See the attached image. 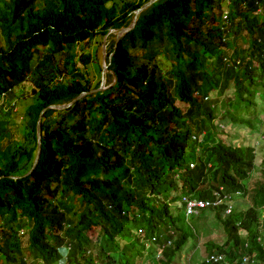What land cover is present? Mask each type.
I'll return each mask as SVG.
<instances>
[{
	"label": "trees",
	"instance_id": "16d2710c",
	"mask_svg": "<svg viewBox=\"0 0 264 264\" xmlns=\"http://www.w3.org/2000/svg\"><path fill=\"white\" fill-rule=\"evenodd\" d=\"M149 1L0 0V102L32 87L20 138H7L3 121L14 109L0 105L2 264H29L31 252L41 264H61L63 248L69 264H171L191 238L171 204L214 200L220 188H247L251 200L229 217L216 209L233 243L228 260L264 264V161L249 181L255 147L217 133L209 95L231 92L222 121L250 125L244 116L264 100V0H159L140 13L108 53L116 84L42 115L32 170L42 111L101 85L102 63L90 78L83 69L94 57L80 45L103 41Z\"/></svg>",
	"mask_w": 264,
	"mask_h": 264
},
{
	"label": "rangeland",
	"instance_id": "374dc122",
	"mask_svg": "<svg viewBox=\"0 0 264 264\" xmlns=\"http://www.w3.org/2000/svg\"><path fill=\"white\" fill-rule=\"evenodd\" d=\"M230 1V0H229ZM228 1V2H229ZM227 5L225 2L224 5V10H227ZM117 36V31H111L110 34L107 36V38L103 39V41H100L101 39L99 38L98 40H93L88 43L81 44L78 51L79 53H91L92 56L94 57V62L93 64L89 65L88 67L84 68L81 66L83 70H87L90 73V78H95L96 76V64L98 62H103V55L104 51L109 53L111 50V46L113 42L115 41ZM1 40V38H0ZM105 41V42H104ZM1 42V41H0ZM246 48L247 44L242 42V46ZM233 51L229 52L232 53ZM220 57H226V53L224 52L222 56ZM214 59L211 58L209 59V64L212 65L211 68L209 69L210 73L213 72V66L214 64L212 63ZM111 73H107L105 76L106 83L105 86L107 88L105 89L106 91L110 90V87L116 84V77H110ZM22 89L21 92L17 91L16 96H19V99H13L12 101L8 102L7 100L3 99L0 102V105L3 104L4 107L6 108V105H12L14 109V113L11 114L10 116H7L3 123H4V128H6V135L7 138H12L15 134L17 138H20V127H21V122H22V115L24 112V108L28 104L29 100H25L26 97H30L32 87L28 83L22 84L20 87ZM232 93L227 92L226 94H221L219 90H211L210 92V98L214 99L217 101V126L220 124L223 126V129H220V126L217 130L218 134H222L223 132L232 133L233 138H229L228 140L234 141V143H243L246 146H253L257 147L255 149V170L252 173V180H257L259 176V170H260V164L264 161V108L263 112H260V106L262 103H264V100L261 102L260 100L257 101V107L253 106L250 110L249 115L244 116V120L250 125L248 127L242 126L241 128H235L231 127L230 123L228 121H222L223 117H226V111L224 110V102L227 97H229ZM3 97H5L3 95ZM177 105L180 108H184L185 106L182 103H177ZM6 112V109H4ZM259 111L257 114H254V112ZM0 115H2L0 111ZM222 118V119H221ZM262 123V124H261ZM254 130V133L251 132ZM262 131V132H261ZM239 140V141H238ZM241 196L237 197L240 198ZM242 208L247 207V203L250 204V197L248 198H242L237 202ZM178 203H173L172 209L173 212L176 214L180 213V216L183 220H185L186 216L184 214V209L178 208ZM246 205V206H244ZM1 223V220H0ZM182 226L184 228L189 227L195 232V235L197 237L191 236V239L188 241L187 247L182 250V253L180 254L178 260L176 261L175 264H190L189 261L191 259L192 264H201V262L206 261V257L208 255L207 250L209 247L215 245V246H222L226 249H228V234L226 231V228L223 224L222 221H220L215 212H212L210 210H206L203 212L198 217H190L187 219V221H184L182 223ZM15 228L19 230V224L17 223L15 225ZM23 235V230L21 231ZM27 238V236H24ZM198 239V241H197ZM194 241H197V247L192 248V245ZM231 246L230 248H232ZM196 249V252L193 251ZM65 254V251H64ZM36 253L31 252V258L29 260V264H41L38 260L35 258ZM32 261V262H30ZM143 260H141V263ZM0 264H2V261L0 259Z\"/></svg>",
	"mask_w": 264,
	"mask_h": 264
},
{
	"label": "clouds",
	"instance_id": "9594fccd",
	"mask_svg": "<svg viewBox=\"0 0 264 264\" xmlns=\"http://www.w3.org/2000/svg\"><path fill=\"white\" fill-rule=\"evenodd\" d=\"M228 13H229V9H228V7H227V10H225L224 11V13H223V19L226 21H224V23H226V24H229L227 21L229 20V18H227L228 17ZM220 126V129H223V126L222 125H219ZM252 132V131H251ZM262 132V131H261ZM263 138H264V136H263ZM199 141H201V140H199ZM256 148H258V146L256 147ZM255 148V149H256ZM255 165V164H254ZM253 165V166H254ZM256 166V165H255ZM255 170V168L253 169V171ZM253 171H252V173H253ZM252 173H251V175H250V179H249V181L251 180V178H252ZM249 181L247 182V183H245V186L246 185H248V183H249ZM222 188H220V190H218V191H216L215 193H214V197H215V199L214 200H200V199H197V198H195V197H183L180 201H178V202H175V203H178V208H183L184 209V214H185V216H186V218H185V221H187V219L188 218H190V217H198V216H200L201 214H203V212L204 211H206V210H210L211 211V209H212V212H215L216 213V209H218L220 206H225V210H224V215H225V217H229V216H231V215H233V214H235V213H237V212H239V213H241V212H245L247 209H249L250 207H251V200H250V204H248L247 203V207H244V209H241L242 207L237 203L240 199H242V198H248L249 196H247L246 195V192H247V188H246V190H237V191H234V192H230V193H224V195L225 194H228V195H230L231 196V200L230 201H228V200H224V201H222V203L221 204H219V205H217V206H213V204L214 203H216L220 198H222L223 199V196L224 195H222ZM224 192V191H223ZM217 193H220V197H218L217 196ZM239 196H241L240 198H237V197H239ZM184 199H189V200H196V201H203V202H211V206H208V207H206V208H204V209H200L199 210V212H198V214H189L188 213V211H187V204L185 203V201H184ZM172 205L173 204H171V208H172ZM244 206H246V205H244ZM178 213H179V211H178ZM180 214V213H179ZM217 214V213H216ZM237 226H238V224H237ZM186 229H188L189 231H190V235L191 236H194V237H197L196 235H195V232L192 230V229H190L189 227H187ZM140 234L142 235V236H145L144 235V232H140ZM244 236V235H243ZM191 239V238H190ZM189 239V240H190ZM156 237H154V238H152L151 240H149V241H146L145 243H146V248L149 250L150 248H151V246H153L154 245V243L156 242ZM197 241H198V239H197ZM197 241H194V243L193 244H191L192 245V248H195V247H197V244H198V242ZM170 244V243H169ZM169 244L168 245H165V246H163V247H160L159 248V250L157 251L158 253H157V256H156V258H157V260L158 261H160L162 258V251H163V249L166 247V246H169ZM188 244V243H187ZM231 246H233V243H231V242H229V245H228V249H226V251L227 252H222V253H220V252H218L217 250H213L211 253H210V250L208 249L207 250V252H208V255H207V257H206V261H203V262H201V264L202 263H208V264H253V261L248 257V256H243V257H238V258H236L235 260H232V261H229L228 260V252H229V250L230 249H232V248H230ZM186 247H187V245H186ZM185 247V248H186ZM213 247H222V246H215V245H213V246H211V248H213ZM184 248V249H185ZM210 248V247H209ZM222 248H224V247H222ZM184 249H182V250H184ZM63 254H64V251H65V254H64V259L61 261V264H69V262H68V256H67V254H68V251L67 250H65L64 248H63ZM115 251H117V249H115ZM193 251H195L196 252V249H194ZM182 253V251L180 252V254ZM180 254L178 253V255H177V257H176V259L174 260V262H172L171 264H175L176 263V261L178 260V258H179V256H180ZM115 255V254H114ZM143 264H147V261H145L144 259H143V262H142ZM189 263L190 264H192V261H191V259H190V261H189Z\"/></svg>",
	"mask_w": 264,
	"mask_h": 264
},
{
	"label": "water",
	"instance_id": "95a60500",
	"mask_svg": "<svg viewBox=\"0 0 264 264\" xmlns=\"http://www.w3.org/2000/svg\"><path fill=\"white\" fill-rule=\"evenodd\" d=\"M157 1L159 0H150L149 2H147L146 4H144L140 9L136 10L133 12V15L131 17L130 20L127 21V23L117 31V36L115 39V42H119V40L130 30H132L135 27V24L137 22L138 16L140 13L146 11L147 9H149L151 6H153ZM129 25V26H128ZM111 32V31H110ZM105 42V41H104ZM107 52L104 51V55H103V62H102V78H101V85L97 90H93L92 92L89 93H82L80 96H78L74 101H72L71 103L68 104H64V105H51L48 108L44 109L39 117L38 123H37V136H38V151H37V155H36V159L33 165L32 170L35 168V166L37 165L38 161H39V157H40V153H41V131H40V121L42 118V115L48 110V109H54V110H64L67 109L69 107H71L77 100L81 99L82 97L86 96L87 94L90 93H97L100 91H104L107 86H105L106 83V79L105 76L107 75V73H112L109 70V66H110V60L112 57V54L109 55V62H107ZM113 74V73H112Z\"/></svg>",
	"mask_w": 264,
	"mask_h": 264
},
{
	"label": "built area",
	"instance_id": "2783aa9c",
	"mask_svg": "<svg viewBox=\"0 0 264 264\" xmlns=\"http://www.w3.org/2000/svg\"><path fill=\"white\" fill-rule=\"evenodd\" d=\"M217 196L220 197V193H217ZM224 200H231V196L228 194H225L223 196V199L220 198L216 203L213 204V206H217L222 203ZM185 203L187 204V211L189 214H198L200 209H204L208 206H211V202H203V201H196V200H189L184 199Z\"/></svg>",
	"mask_w": 264,
	"mask_h": 264
}]
</instances>
